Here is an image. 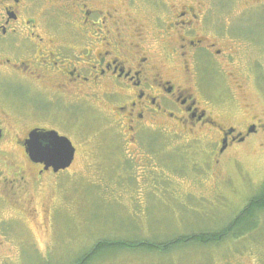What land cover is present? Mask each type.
Returning a JSON list of instances; mask_svg holds the SVG:
<instances>
[{"label": "rangeland", "instance_id": "374dc122", "mask_svg": "<svg viewBox=\"0 0 264 264\" xmlns=\"http://www.w3.org/2000/svg\"><path fill=\"white\" fill-rule=\"evenodd\" d=\"M148 3L162 26L180 6L201 4L204 15L194 28L227 40L233 52L223 74L203 61L206 95L223 98L224 111L236 117L229 122L246 124L252 116L264 122V0ZM84 102L76 114L42 99L34 105L77 146L71 168L38 175L41 166L25 160L23 171L0 165V264H78L98 242L104 246L83 264H264V207L241 211L264 193V130L230 149L215 168L201 149L181 146L187 139L178 134L147 131L139 137L141 151L127 148L112 109L100 100ZM19 183L16 192L10 189ZM251 213L255 220L208 243L206 234L241 216L239 226Z\"/></svg>", "mask_w": 264, "mask_h": 264}, {"label": "flooded vegetation", "instance_id": "af4514ba", "mask_svg": "<svg viewBox=\"0 0 264 264\" xmlns=\"http://www.w3.org/2000/svg\"><path fill=\"white\" fill-rule=\"evenodd\" d=\"M146 1L0 0V165L5 170L23 171L25 160L41 166L38 175L61 171L45 170L27 152L33 130L58 132L35 113L39 99L66 105L74 114L86 99L103 101L128 135L127 148L141 151L139 137L147 131L178 134L187 139L181 146L201 149L215 168L230 149L264 130L263 120L254 116L246 124L229 122L235 115L224 111L223 98L206 95L200 83L203 61L223 74L220 67L229 65L233 52L227 40L194 28L204 15L201 4L180 6L162 26L146 10ZM192 80L200 84L193 86ZM203 136L209 139L200 140ZM21 179L26 189L24 176L16 180ZM20 184L10 189L16 192ZM263 186L261 181L260 190ZM253 199L264 205V193L257 192L246 208Z\"/></svg>", "mask_w": 264, "mask_h": 264}, {"label": "water", "instance_id": "95a60500", "mask_svg": "<svg viewBox=\"0 0 264 264\" xmlns=\"http://www.w3.org/2000/svg\"><path fill=\"white\" fill-rule=\"evenodd\" d=\"M54 143L62 144L64 149L59 151ZM75 147L68 137L61 136L58 132L50 130H33L27 140V152L35 162H41L44 169L53 168L55 172L68 168L75 157Z\"/></svg>", "mask_w": 264, "mask_h": 264}, {"label": "trees", "instance_id": "16d2710c", "mask_svg": "<svg viewBox=\"0 0 264 264\" xmlns=\"http://www.w3.org/2000/svg\"><path fill=\"white\" fill-rule=\"evenodd\" d=\"M255 204V205H261L262 207H264V205H262L259 201V199H253L252 200V203L249 204L250 206L248 208H245L243 212H245L246 210H248L249 208H251V206ZM242 217L239 216V217H235L231 223H229V226H227L226 229L222 230L220 233L216 234V235H210V234H206L207 236V239H208V243L209 241H213V240H221L224 236H227L228 234H231V232L233 233L234 230H236L237 228H240L244 225V223L248 220H255L254 219V213H251L249 214L247 217H245L244 219H242V222L241 224L238 226L236 225L235 223H237L238 220H240ZM246 220V221H245ZM245 233H242L240 235H243ZM183 241V240H182ZM119 243V242H117ZM119 244H125V243H119ZM104 246V243L103 242H98L96 245H95V248L92 249L88 255H86L85 258H83L82 260L79 261L78 264H83L88 258H89V255H92V253H95L97 250H100L102 247Z\"/></svg>", "mask_w": 264, "mask_h": 264}, {"label": "snow or ice", "instance_id": "6c2138e0", "mask_svg": "<svg viewBox=\"0 0 264 264\" xmlns=\"http://www.w3.org/2000/svg\"><path fill=\"white\" fill-rule=\"evenodd\" d=\"M54 146L59 151H70L68 149H64L63 145L62 144H59V143H54Z\"/></svg>", "mask_w": 264, "mask_h": 264}]
</instances>
